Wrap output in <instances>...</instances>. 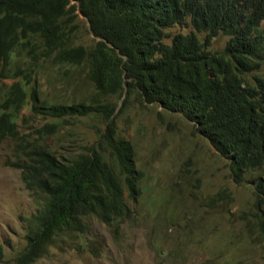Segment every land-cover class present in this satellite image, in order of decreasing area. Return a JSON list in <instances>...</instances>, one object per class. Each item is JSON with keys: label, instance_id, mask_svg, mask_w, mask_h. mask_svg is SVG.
Instances as JSON below:
<instances>
[{"label": "trees", "instance_id": "16d2710c", "mask_svg": "<svg viewBox=\"0 0 264 264\" xmlns=\"http://www.w3.org/2000/svg\"><path fill=\"white\" fill-rule=\"evenodd\" d=\"M81 17L91 46L75 44ZM220 35L229 40L215 54ZM263 65L264 0H0V80H14L0 86V141L19 138L26 106L46 118L106 122L100 140L71 160L40 142L18 145L9 165L40 209L16 264H36L54 243L85 236L93 218L117 233L134 219L131 202L147 187L132 143L118 132L123 98L119 114L140 102L182 115L228 161L235 182L250 176L264 238ZM45 66L59 74L84 68L95 93L79 103L42 99ZM58 131L49 123L38 134ZM5 257L0 245V263Z\"/></svg>", "mask_w": 264, "mask_h": 264}, {"label": "rangeland", "instance_id": "374dc122", "mask_svg": "<svg viewBox=\"0 0 264 264\" xmlns=\"http://www.w3.org/2000/svg\"><path fill=\"white\" fill-rule=\"evenodd\" d=\"M80 26L82 37L75 44L93 45L83 17ZM228 40L218 36L210 50L222 54ZM45 68L39 80L42 99L79 103L95 93L84 68L68 74ZM259 74L264 77V65ZM13 82L1 79V91ZM123 99L115 114L118 132L132 143L147 187L138 201L131 202L134 219L117 233L93 218L85 236L54 243L36 264H264L251 177L245 183L235 182L228 161L182 115L140 102L119 114ZM49 123L59 125L58 133L40 139L38 130ZM17 124L19 138L0 141V245L6 253L0 264H16L40 209L21 170L9 165L17 159L18 145L40 142L71 160L83 147L96 144L106 126L97 116L46 118L30 106L21 111Z\"/></svg>", "mask_w": 264, "mask_h": 264}]
</instances>
